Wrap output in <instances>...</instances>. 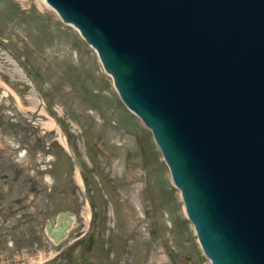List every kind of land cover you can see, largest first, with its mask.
<instances>
[{
    "label": "water",
    "instance_id": "1",
    "mask_svg": "<svg viewBox=\"0 0 264 264\" xmlns=\"http://www.w3.org/2000/svg\"><path fill=\"white\" fill-rule=\"evenodd\" d=\"M44 1L150 131L204 257L264 264V0Z\"/></svg>",
    "mask_w": 264,
    "mask_h": 264
},
{
    "label": "rangeland",
    "instance_id": "2",
    "mask_svg": "<svg viewBox=\"0 0 264 264\" xmlns=\"http://www.w3.org/2000/svg\"><path fill=\"white\" fill-rule=\"evenodd\" d=\"M18 102L25 109L18 111ZM2 104L0 181L36 185L28 199L43 259L62 264L67 252V262L83 264H210L150 131L121 102L95 51L40 0H0ZM26 120L35 122L34 136L27 127L21 134ZM45 130L52 134L49 157ZM47 158L52 169L44 171ZM74 195L82 202L67 238L55 246L44 225L73 207Z\"/></svg>",
    "mask_w": 264,
    "mask_h": 264
},
{
    "label": "flooded vegetation",
    "instance_id": "3",
    "mask_svg": "<svg viewBox=\"0 0 264 264\" xmlns=\"http://www.w3.org/2000/svg\"><path fill=\"white\" fill-rule=\"evenodd\" d=\"M7 86L10 90H12L13 84L8 83ZM9 95L13 98L15 97L12 91H9L8 96ZM13 105L18 111H20V109H25L23 105L19 102ZM3 106L4 104L0 105V112L3 111ZM7 106L11 107L9 104H7ZM24 122H27L28 125H24L22 127V130L20 131L21 134L24 136L26 131L25 127H27L28 133L34 136L36 128L35 122L33 120H26ZM2 131L3 125L0 123V132ZM43 135L47 138V141L45 143V156L49 157L51 155L50 151L52 147V141L50 139L52 137L51 130H45L43 132ZM53 141H56L58 145H61L56 138H54ZM66 146L71 147V142H67V140L65 139L63 141V148H66ZM33 150L34 149H32V151ZM22 152L23 154H20V157H24V155L26 154V151ZM1 154L2 153L0 152V175L3 173V158ZM50 158L46 159L47 165L42 166V170L49 171L52 169V166L49 165ZM34 168L35 166L33 165L32 170H34ZM36 189V185L30 182L24 184H4L0 181V264H50V258L48 260L42 258V255L45 253V247L42 245L41 242L36 241L35 229L32 225L35 221V209L28 198L31 195L35 194ZM15 191H24L21 193L24 196L22 198H9L15 195ZM46 191L47 192L45 193V195H51V189H48ZM65 195L66 194L64 191L60 193V196ZM74 197L75 200L73 207L58 212L54 224H51L50 222L45 223L44 233L50 241L51 239L46 234V224L49 223L51 228H53L60 213L70 212L71 214H73V219L71 223L72 227L73 220L76 217V212H78V206L80 207V203L82 202L78 200V197H76V195H74ZM71 227L69 228V230L71 229ZM69 230L67 231V235ZM52 244L55 245L53 242ZM68 255L69 254H65V258L62 259V264H70L73 261H78L73 260L71 262H67L66 258L68 257ZM37 259L39 260L36 261ZM54 264H58V261H56Z\"/></svg>",
    "mask_w": 264,
    "mask_h": 264
},
{
    "label": "bare ground",
    "instance_id": "4",
    "mask_svg": "<svg viewBox=\"0 0 264 264\" xmlns=\"http://www.w3.org/2000/svg\"><path fill=\"white\" fill-rule=\"evenodd\" d=\"M47 8H49V9H51L46 3H45V1L44 0H40ZM52 10V9H51ZM53 11V10H52ZM54 12V11H53ZM68 26H70V25H68ZM133 194H132V198H133V201H134V203L136 204V200H137V193H135V191L134 192H132Z\"/></svg>",
    "mask_w": 264,
    "mask_h": 264
}]
</instances>
